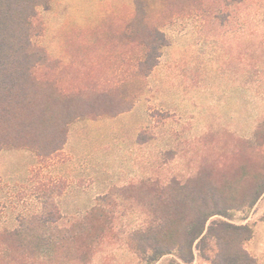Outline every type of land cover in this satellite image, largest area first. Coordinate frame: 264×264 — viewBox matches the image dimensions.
I'll list each match as a JSON object with an SVG mask.
<instances>
[{
	"label": "rangeland",
	"instance_id": "obj_1",
	"mask_svg": "<svg viewBox=\"0 0 264 264\" xmlns=\"http://www.w3.org/2000/svg\"><path fill=\"white\" fill-rule=\"evenodd\" d=\"M111 1H48L39 8L44 31L36 42L59 62V70L66 72L69 82L97 81L120 86L122 94L134 101L133 108L137 104L135 114L141 116L146 110L153 116L154 138L140 159L144 168L141 180L160 179L162 183L174 177L184 180L202 169L204 155L222 151L219 141L253 138L258 120L264 115V88L261 93L258 83L262 80L255 75L256 58L264 59V32L253 33L251 6L239 10L234 2L227 4L224 0ZM136 2L143 3L150 25L162 30L168 42L161 48L157 70L145 77L136 69L142 58L137 41L128 44L123 35L128 25L137 27ZM109 117L112 116L75 121ZM147 128L145 133L150 134ZM86 130L82 134L90 133ZM79 143L80 166L89 153L96 172L94 176L81 174L80 186L106 177L102 173L104 167L113 174L125 169L123 166L128 163L126 143L118 142L111 148L110 143L103 142L104 149L100 144V149L92 152L93 157L87 150L89 143ZM63 158L58 154L40 162L33 151L16 146H6L0 151V230L15 229L22 218L42 212L44 193L40 186L50 184L59 191L64 189L63 177L57 173ZM57 196L55 201L63 215L59 224L66 227L97 200L79 198L80 212L76 214L75 200ZM134 205L126 202L115 210L130 214L138 208ZM232 218L237 223H249L253 235L255 230L261 232L263 246L264 211L260 206L233 211ZM127 221L126 216L119 217L117 227L126 226ZM124 238L107 239L93 255L91 264H147L127 246ZM4 258L6 255H0V264L7 260ZM172 258L167 255L154 264H170ZM191 264L209 262L196 255ZM257 264H264V250Z\"/></svg>",
	"mask_w": 264,
	"mask_h": 264
},
{
	"label": "trees",
	"instance_id": "obj_2",
	"mask_svg": "<svg viewBox=\"0 0 264 264\" xmlns=\"http://www.w3.org/2000/svg\"><path fill=\"white\" fill-rule=\"evenodd\" d=\"M48 1L0 0V151L6 146L28 148L40 162L61 153L76 119L116 116L134 105L120 86L68 81L59 62L36 42L44 31L39 8ZM224 1L239 10L251 6L252 31L264 32V2ZM136 3L137 29L128 25L123 35L128 44L137 41L142 58L136 69L145 77L168 42L162 30L150 25L143 3ZM261 58H256L255 75L262 80V93ZM228 140L219 141L221 152L203 156L202 169L194 175L113 187L68 227L59 224L63 215L54 194L63 188L40 186L42 212L22 218L15 229L0 230V255L7 259L3 264H91L107 239L120 236L147 264L167 255L173 257L170 264H191L196 255L209 264H257L246 248L253 228L235 222L232 212L254 207L264 194V115L253 138ZM126 202L138 208L130 214L116 212ZM121 216L128 218L127 224L117 227Z\"/></svg>",
	"mask_w": 264,
	"mask_h": 264
},
{
	"label": "crops",
	"instance_id": "obj_3",
	"mask_svg": "<svg viewBox=\"0 0 264 264\" xmlns=\"http://www.w3.org/2000/svg\"><path fill=\"white\" fill-rule=\"evenodd\" d=\"M71 2H95L104 0H70ZM106 2H112L111 0H105ZM113 2H120L115 0ZM126 2V0H123ZM158 64L151 71H156ZM137 104L132 107L130 110L122 112L116 116L109 118H104L103 120H77L73 121L69 125V133L67 141L64 145L63 150L60 153V156L63 157V162L59 165V171L64 180V189L61 195H58V198L75 200L76 211L74 213H79L78 208V199L86 198L90 200L97 199L98 197L108 193L115 186H127L132 183H137L143 177L144 168L142 165L141 156L143 155V150L147 149L149 143L152 144L153 141V125L154 120L146 110L141 114V116L134 113V109ZM136 119V120H133ZM121 128L119 129V127ZM149 127V132L145 133ZM86 128L88 132L82 134V131ZM86 130V131H87ZM122 131L123 135H119V132ZM89 143L87 150L90 151V156L93 157L94 150L100 149V144L105 147V143H110L111 148L118 144V142L126 143L124 150L126 153V165L125 169L121 171H116L113 174L109 170L105 169L102 173L107 175L106 177L100 180H94L92 182L88 181L86 184L80 186V175H90L94 176V162L89 158V153L84 157V163L80 166V154H79V142ZM98 145V146H96ZM108 145V144H106ZM116 146V145H115ZM116 148V147H114ZM93 159V158H91ZM128 160V161H127ZM156 168H157V157H156ZM151 170L153 168V162H151ZM58 165V164H57ZM56 165V166H57ZM107 165V164H106ZM82 169L80 170V168ZM61 169V171H60ZM153 173L150 174L152 176ZM139 178V179H138ZM81 193V194H80ZM73 204H71L72 206ZM260 206V210L264 211V194L256 204V207ZM261 232L255 230L253 237L248 242V250L256 257L259 258L260 254L264 250V243L261 246Z\"/></svg>",
	"mask_w": 264,
	"mask_h": 264
}]
</instances>
